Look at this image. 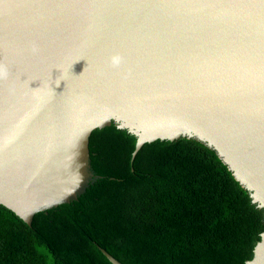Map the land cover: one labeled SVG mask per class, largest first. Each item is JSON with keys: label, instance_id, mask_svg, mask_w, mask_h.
<instances>
[{"label": "water", "instance_id": "water-1", "mask_svg": "<svg viewBox=\"0 0 264 264\" xmlns=\"http://www.w3.org/2000/svg\"><path fill=\"white\" fill-rule=\"evenodd\" d=\"M112 122L132 164L204 143L264 209V0H0V204L31 225L76 198Z\"/></svg>", "mask_w": 264, "mask_h": 264}, {"label": "trees", "instance_id": "trees-1", "mask_svg": "<svg viewBox=\"0 0 264 264\" xmlns=\"http://www.w3.org/2000/svg\"><path fill=\"white\" fill-rule=\"evenodd\" d=\"M115 122L90 136L76 198L28 225L0 204V264H249L264 209L217 152L182 137L146 143ZM134 168V171H132Z\"/></svg>", "mask_w": 264, "mask_h": 264}]
</instances>
